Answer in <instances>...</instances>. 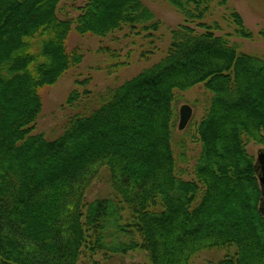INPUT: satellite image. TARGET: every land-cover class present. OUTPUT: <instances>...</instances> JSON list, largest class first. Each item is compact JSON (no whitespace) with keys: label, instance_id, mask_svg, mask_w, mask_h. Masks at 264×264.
Returning a JSON list of instances; mask_svg holds the SVG:
<instances>
[{"label":"trees","instance_id":"obj_1","mask_svg":"<svg viewBox=\"0 0 264 264\" xmlns=\"http://www.w3.org/2000/svg\"><path fill=\"white\" fill-rule=\"evenodd\" d=\"M63 1L0 0V264H99L98 254L134 251L150 264H190L223 250L234 252L205 264H264V193L245 143L264 147V60L217 37V25L201 23L202 33L180 26L164 60L107 90L98 109L48 140L33 134L40 90L82 63L66 48L72 28L106 37L157 27L142 0H88L74 20L60 19ZM167 1L204 19L202 0ZM199 85L213 97L186 180L172 147L173 104L176 91ZM103 167L115 196L88 202Z\"/></svg>","mask_w":264,"mask_h":264},{"label":"rangeland","instance_id":"obj_2","mask_svg":"<svg viewBox=\"0 0 264 264\" xmlns=\"http://www.w3.org/2000/svg\"><path fill=\"white\" fill-rule=\"evenodd\" d=\"M155 17V29L130 30L124 27L106 37L92 35L81 36L75 27L66 42L69 53L76 49L83 56L80 65L72 67L62 79L52 87L40 90L43 111L37 121L35 134H42L48 140L60 137L68 120L75 115H88L101 105V95L109 89H117L136 78L145 70L164 60L173 43V33L180 26H187L198 33L204 32L199 25L204 23L217 29L213 32L227 40L239 53L264 60V0H202L205 16L202 22L187 18L185 13L171 5L167 0H142ZM88 0H64L59 6V17L62 20H74ZM194 10L193 3L186 9ZM235 16L239 17L242 28L250 36L240 34ZM238 19V18H236ZM79 97L72 105L68 100L72 93ZM212 94L203 85L186 92L176 91L173 104L177 113L176 126L173 131L172 147L178 161V167L186 180H192L194 167L201 153L197 126L209 111ZM192 109V118L183 131L179 130L180 109L182 106ZM246 151L255 160L264 147L254 141L245 139ZM115 196L107 167L100 170L99 176L87 191V201L113 198ZM264 202V201H263ZM264 203L262 207L264 208ZM124 241L127 239H123ZM234 250L206 251L193 258L190 264L215 262L232 255ZM94 260L99 264H150L147 253L130 252L125 256H115L112 260L98 254ZM88 259L83 258V263Z\"/></svg>","mask_w":264,"mask_h":264},{"label":"water","instance_id":"obj_3","mask_svg":"<svg viewBox=\"0 0 264 264\" xmlns=\"http://www.w3.org/2000/svg\"><path fill=\"white\" fill-rule=\"evenodd\" d=\"M236 1H239V0H236ZM191 118H192V109L189 106H183L180 110V124H179L180 131H183L186 129ZM256 170L258 172L259 182L264 192V151L261 152L258 156V166Z\"/></svg>","mask_w":264,"mask_h":264},{"label":"bare ground","instance_id":"obj_4","mask_svg":"<svg viewBox=\"0 0 264 264\" xmlns=\"http://www.w3.org/2000/svg\"><path fill=\"white\" fill-rule=\"evenodd\" d=\"M186 106V105H185ZM183 107V106H182ZM181 107V108H182ZM181 110V109H180ZM179 124H180V121H179ZM260 154V153H259ZM259 156V155H258ZM257 166H258V157H257V160H256V168H257Z\"/></svg>","mask_w":264,"mask_h":264}]
</instances>
